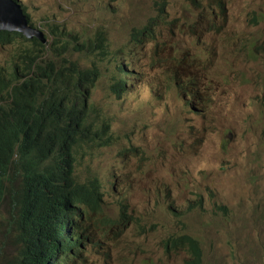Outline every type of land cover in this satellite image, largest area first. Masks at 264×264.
Here are the masks:
<instances>
[{
  "label": "rangeland",
  "instance_id": "obj_1",
  "mask_svg": "<svg viewBox=\"0 0 264 264\" xmlns=\"http://www.w3.org/2000/svg\"><path fill=\"white\" fill-rule=\"evenodd\" d=\"M22 1L51 46L61 32L65 37L73 31L77 39L98 30L104 34L106 53L78 51L71 62L99 66L102 78L89 103L92 113L108 120L113 139L106 147H87L77 170L102 179L107 214L115 215L120 201L132 202L134 218L110 264H187V251L167 252L164 244L182 232L202 240L205 264H264V126H247L248 121L259 125L264 111V73L257 56L248 55L253 41L248 40L247 52L243 45L246 38L256 39L264 53V22L253 24L255 13H264V0H225L224 25L218 21L221 13L214 22L211 9L201 12L188 0ZM163 6L169 21L152 42L138 43L134 32L150 24ZM199 47L205 54L195 65ZM12 50L0 47V62ZM121 63L139 72L131 71L126 79L133 84L118 97L111 86L121 77ZM175 75L200 86L196 91L202 98L194 102L201 107L192 112L186 107ZM173 123L183 131L182 142L174 141ZM54 149L65 154L64 148ZM7 197L0 204V264H9L19 249L18 212H11L16 205L3 202ZM67 222L81 220L70 216Z\"/></svg>",
  "mask_w": 264,
  "mask_h": 264
},
{
  "label": "clouds",
  "instance_id": "obj_2",
  "mask_svg": "<svg viewBox=\"0 0 264 264\" xmlns=\"http://www.w3.org/2000/svg\"><path fill=\"white\" fill-rule=\"evenodd\" d=\"M9 1L21 7L26 16L27 25L36 30V32L27 34L23 30L19 31L15 28L0 29V47H14V50L8 52V57L3 62H0V78L3 75H7L16 63L20 64L23 60H26L32 67V83L42 85L46 80L43 74H47L48 67L59 59L66 57L72 60L76 58L75 53L78 51H88L91 53L97 50V52L102 54L106 53L107 43L105 42V37L101 30H98L93 37L86 36L82 39H77L73 31H69L65 37H62L61 32V34L56 36L54 45L51 46L53 42H50L48 34L43 29L34 25L32 17L26 10L23 1ZM188 1L196 8L200 9L201 12L211 9L214 22L219 13H221V16L218 18V21L223 25L227 21L228 6L225 0ZM2 2L3 0H0V4ZM255 14L256 17L253 19V24H262L264 22V13L258 11ZM168 16H170V14L164 6L160 7L157 15L150 24H146L141 30L134 32V39L138 43H141L145 38H147L148 43L152 42L156 38L155 33H157L159 28L162 27L165 22L169 21ZM148 29L150 30L148 31ZM15 32H19L21 35H17ZM153 36L154 39L151 40ZM248 40L253 41L254 51L253 54L248 55L249 57L257 56L260 62V74H263L264 53H260V50L256 48L257 40L253 38H246L244 40V52H247ZM27 42H31V44ZM199 50H202L201 54H199ZM204 54L205 49L199 47L192 58L195 65L200 64ZM88 64L93 66L95 64L99 68L94 61ZM118 70L121 75L119 79L121 90L117 96L120 97L122 91L128 89V87L133 84L126 79L130 77L131 71H139L131 64L127 63L119 64ZM174 77L176 81V92L178 94H186L184 100L186 107L190 111L195 107H201L200 103L194 102V100H197L196 98H199V100L202 98L199 97L200 94L196 91L200 86L197 88L191 86L185 81L184 76L177 78L175 75ZM0 104L7 106V109H0V197L5 194L8 195L3 202L17 205L22 201H30L39 209L54 206L53 196L56 197L55 201H61L63 199L62 192L66 190L72 163L75 164L76 180L79 184L86 185L87 190L97 199L98 206L94 212H92L90 204L85 200L74 201L70 204H58L56 206L61 209L70 210L74 215L77 214V216L82 218L81 222L89 216H92L89 229L82 232L85 237V249L87 250L93 245L95 253L98 255L110 256L112 259L114 250H119L120 240L125 228L124 226L122 232H120L119 221L122 214L127 212L132 216V219L134 218L132 202L131 200L120 201L116 214H107V200L102 179L96 175L79 172L77 170L78 159L87 147H106L111 145L112 141L100 145L90 141H77L72 146L64 148V155L54 154L53 151L55 149L51 148V139L46 142V137L49 134L48 126L31 122L29 115L24 113L20 106L12 105L11 99L2 101ZM176 110L179 112L181 108L178 107ZM247 126H264V111L260 109L259 125L248 121ZM170 132L174 135V141L182 142L184 139L182 135L183 131L176 126L175 123L172 124ZM109 134L111 135L110 129ZM260 136H262L261 133ZM190 150L194 153L193 147H191ZM54 157H59L60 159L44 160ZM204 159H211V155H206ZM167 205L174 213L177 214L179 212V209L174 204L169 202ZM84 206L88 208L86 211H82ZM74 215L71 216L74 217ZM66 221H68V218ZM90 239L92 245L89 244ZM165 250L167 252H172L166 247ZM111 259L106 264H110Z\"/></svg>",
  "mask_w": 264,
  "mask_h": 264
},
{
  "label": "trees",
  "instance_id": "obj_3",
  "mask_svg": "<svg viewBox=\"0 0 264 264\" xmlns=\"http://www.w3.org/2000/svg\"><path fill=\"white\" fill-rule=\"evenodd\" d=\"M21 35L19 32H15ZM32 67L23 60L15 64L7 75L0 78V103L11 99L12 105H18L29 115L31 122L45 125L49 128V138L57 149L72 146L77 141H90L96 144H106L112 141L109 134V123L101 114L92 113L89 99L96 91L102 73L94 66L80 67L78 63L63 57L48 67L45 83L37 85L33 82ZM113 93H120L121 86L113 83ZM0 109H7L0 104ZM65 192V191H64ZM62 192V196L64 194ZM66 192L76 200H85L90 204L92 212L98 206L97 199L76 180V168L72 163ZM0 197V204L4 197ZM54 206L39 209L30 201H22L11 212L16 213V240L18 255L9 264H44L41 255H45L52 264H106L111 257L94 256V246L85 253L84 231L90 227L92 216L83 223L75 225L67 222V218L74 213L56 206L67 202L66 199L55 201ZM56 202V203H55ZM88 208L84 206L82 211ZM78 217V218H77ZM76 220L81 217L74 215ZM132 219L127 212L123 213L119 221L120 232ZM5 223V220L2 222ZM82 224V225H81ZM141 227L146 224L141 223ZM81 229V230H80ZM166 248L176 251L185 250L188 253V264H205V253L201 239L182 232L164 241ZM82 250V251H80Z\"/></svg>",
  "mask_w": 264,
  "mask_h": 264
},
{
  "label": "water",
  "instance_id": "obj_4",
  "mask_svg": "<svg viewBox=\"0 0 264 264\" xmlns=\"http://www.w3.org/2000/svg\"><path fill=\"white\" fill-rule=\"evenodd\" d=\"M17 29L27 34L35 33L36 30L27 25L26 16L21 7L9 0H3L0 4V29Z\"/></svg>",
  "mask_w": 264,
  "mask_h": 264
},
{
  "label": "bare ground",
  "instance_id": "obj_5",
  "mask_svg": "<svg viewBox=\"0 0 264 264\" xmlns=\"http://www.w3.org/2000/svg\"><path fill=\"white\" fill-rule=\"evenodd\" d=\"M210 59V58H209ZM214 60V59H213ZM210 62V61H209Z\"/></svg>",
  "mask_w": 264,
  "mask_h": 264
}]
</instances>
